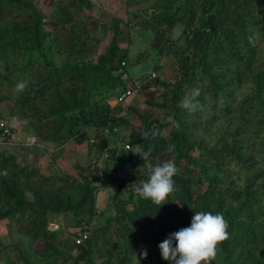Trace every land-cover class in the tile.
Here are the masks:
<instances>
[{"label":"trees","instance_id":"1","mask_svg":"<svg viewBox=\"0 0 264 264\" xmlns=\"http://www.w3.org/2000/svg\"><path fill=\"white\" fill-rule=\"evenodd\" d=\"M152 1V16L144 21L150 29L151 25L157 27L151 47L159 57L171 53L177 57L175 81L161 82L162 106H168L170 85L173 109L163 118L150 119L145 114L144 129H132L126 139L132 146L142 147L139 154L125 149L118 152L116 147L107 150L111 139L106 137L96 142L99 155L107 156L108 161L117 160L120 165L115 169L107 166L100 173L86 168L88 174H82L83 181L76 184L77 197L66 191L69 188L65 185L54 187L50 176L20 163L16 153L7 151L0 158V219L12 218L19 231L30 236L37 254L55 258L50 264L60 260H71L73 264L92 262L91 240L83 244H76L73 238L61 241L60 233L48 227L49 215L71 211L79 216L77 223L92 217L97 182L107 176L117 186L112 197L114 213L108 221L116 222L129 259L135 257L134 264H170L162 258L158 245L169 234L189 226L197 211L221 213L228 224V237L218 243L211 264H264V0ZM146 2L149 0H128L131 6ZM49 3L53 8L50 19L28 0H0V41L8 28L14 29L12 33L20 30L18 42L22 43L17 42L16 46L22 52H31L30 56L33 52L41 54L52 32L46 30L47 26L74 32V11L92 9V0ZM14 8L18 13L13 14ZM90 22L98 28L100 20ZM128 24L121 18L111 21L112 40L97 63L55 66L50 62L52 69L42 79H30L14 105L25 123L29 118L37 121L43 139L60 145L73 139L90 146L93 138L88 129L110 128L113 132L112 121L128 122L112 116V105L106 109L89 106L86 94L87 81L96 73L99 85L114 89L116 97L132 79L125 66L129 50L123 49L119 40ZM177 24L184 25L181 36L186 41V47L179 50L173 38ZM147 27L145 31H149ZM87 45L85 39L77 38L72 49L63 50L61 45L59 48L76 56L92 52L93 48ZM154 68L159 72L162 69L158 65ZM244 85L248 86L242 99L223 104L227 93ZM194 89L199 90L198 95H193ZM185 98L195 105L194 110L182 105ZM212 103H222L219 116L203 119L200 112L208 110ZM149 105L161 106L157 102ZM190 117L195 118L189 121ZM219 118L221 127L217 128L220 132L215 142L208 144L194 136L199 127L206 128V124ZM168 127L171 130L165 136ZM159 154L174 161L177 168L176 190L163 205L135 192L138 181L148 179ZM234 163L240 166V183L232 179ZM123 168L131 169L127 172L131 176L128 186L125 179L114 176ZM70 242L76 255L62 248ZM145 250L146 257L141 254ZM119 260L113 264H131L126 257Z\"/></svg>","mask_w":264,"mask_h":264},{"label":"rangeland","instance_id":"2","mask_svg":"<svg viewBox=\"0 0 264 264\" xmlns=\"http://www.w3.org/2000/svg\"><path fill=\"white\" fill-rule=\"evenodd\" d=\"M28 1L33 3V5L36 4L37 8L48 19L52 17L53 8L49 3L50 0ZM153 3L152 0H149V2L141 6L136 4L131 6L128 4V0H105L103 5L105 8L104 16L99 14L100 10L98 11V9L74 11L76 19L74 32L70 29L68 33H65L62 29L58 31V29L47 26L46 30H51L52 32L50 38L46 41L44 52L41 54L33 52L32 56H30L31 52H22L23 49L16 46L22 31L18 30L12 33L14 31L13 28L7 29V32H5L6 36L1 40L2 42L0 41V135L4 124H6L13 128L14 138L11 141H0V158L3 157L4 153L7 155V151H10L12 147H15L19 151L16 155L20 163H26L37 168L43 175H48L52 178L49 181H54V187L65 185L69 188L66 191L77 197L79 189L76 184L83 181L82 174H88L86 168L89 171L94 170L100 173L107 166L115 169L117 165H120L117 160L108 161L107 156L99 155L96 142L106 137L108 140L111 139L107 150L116 147L118 152L125 149L133 151L134 154L141 153L142 147L132 146L129 143V139L126 138L129 137L133 128L144 129L143 116L145 114H149L150 119L163 118L169 110L173 109L170 103L173 94L170 85L167 89L168 106H162L164 86L161 82L172 84L178 71L177 57L174 53L164 54L159 57L151 47L157 27L151 25L150 29L144 21L152 16ZM12 12L13 14L18 13V9L14 8ZM133 16L139 17L133 18ZM114 18H121L129 23V28L125 29L124 35H122L124 37L120 38V44L123 49L129 50V58L125 66L132 79L144 80L151 74L153 69L156 70L154 67L157 65L162 67V69H158L161 77L157 83L137 91L132 97L119 105L120 103L118 104L116 101V91L112 88L108 89L109 87L100 86V78L97 73L94 74L88 79L86 84L89 106H93L94 109H106L112 105L115 107L112 116L126 118L128 122L123 124L117 123L115 120L112 121V127L118 128V132H111L110 130L106 133V129H88L90 136L93 138V143L90 146L88 142L79 144L73 139L63 145L43 139L37 129V121L29 118L25 123L14 103L26 89L30 79L33 81L42 79L46 75V71L52 69L53 65H50V62L55 66H73L77 63H79V66H83L86 62L97 63L99 55L106 51L112 40L111 21ZM92 19L100 20L98 28L91 24L90 21ZM7 23H10V19L7 20ZM19 25H21L20 21ZM145 27L149 31H145ZM183 28L184 25L177 24L173 34L175 46L178 50L186 47V41L181 36ZM77 38L85 39L88 42L87 46L93 48L92 52L77 54L76 56L63 52L66 48L72 49ZM21 43L19 41L18 45ZM59 45H61L63 50L59 48ZM261 47L264 50V44ZM120 53L122 54V52ZM29 62L31 63L29 64ZM21 84L23 87H19ZM247 86L244 85L241 88L231 90L226 94V97L222 98L223 101H226L223 104H230L233 100L242 99L244 93L247 92ZM149 102H157L161 106L149 105ZM213 105L214 103L208 110L200 112L203 119L213 115L219 116L222 103ZM207 111H211V113ZM229 116L234 117L235 115ZM193 118L195 117L188 119L193 121ZM204 124L203 122V126ZM206 125L207 129L199 127L194 136L198 137L197 139L199 140L203 138L208 144H211L216 141V137L220 132L217 128L221 127V118ZM170 130L171 127H168L163 135L169 136ZM29 134L38 138L35 144H25V137ZM194 153L198 155L199 150ZM164 158V156L159 154L157 163L165 160ZM152 168L153 166L150 167V174ZM130 170H124L123 168L114 173V176L125 179L124 183L128 186L131 176L127 172ZM240 171L239 164L234 163L232 166V179L238 183H240L237 178L241 175ZM97 184V190L94 193L96 199L95 213L92 217H86L82 223H77L79 216L74 212L70 211L66 214L51 213L48 227L50 230L60 233L61 241H65L66 238L70 240L73 238L75 243V238L81 229L82 231H87L85 242L91 240L93 255L91 256L92 262H85L84 264H113L120 261L119 259L122 257H126L131 264L132 262L134 264L133 260H135V257L129 259L128 255L130 253L126 248L125 240H122L121 236L118 235L116 222L110 223L108 221L114 213V200L112 197L117 191V186L107 176L104 177L102 182H97ZM19 229L12 218L0 219V264H50V261H54L55 258L46 259L37 254L30 236L19 231ZM62 248L74 255L77 254L72 242ZM54 264L73 263L71 260L66 262L60 260Z\"/></svg>","mask_w":264,"mask_h":264},{"label":"clouds","instance_id":"3","mask_svg":"<svg viewBox=\"0 0 264 264\" xmlns=\"http://www.w3.org/2000/svg\"><path fill=\"white\" fill-rule=\"evenodd\" d=\"M198 94L199 90L194 89L193 95ZM182 105L190 110L195 108V105L187 98L182 101ZM176 172L174 161L163 160L153 166L148 179L138 181L135 192L141 198L150 199L157 205H163L169 199L170 194L176 190L174 180ZM227 228V221L221 213L197 211L189 226L169 234L158 245L161 256L170 264H211L218 243L228 237ZM141 254L146 257L148 253L145 250Z\"/></svg>","mask_w":264,"mask_h":264},{"label":"built area","instance_id":"4","mask_svg":"<svg viewBox=\"0 0 264 264\" xmlns=\"http://www.w3.org/2000/svg\"><path fill=\"white\" fill-rule=\"evenodd\" d=\"M124 64V62H122ZM161 77L160 72L153 70L151 74L145 78L144 80H136V79H130L126 83L125 90L118 96L116 97V101L118 103L124 102L128 98L132 97L137 91L142 90L145 88L147 85H153L156 83L159 78ZM118 128L113 127V132H118ZM110 131V128L106 129V133ZM14 130L11 128L9 125L4 124L2 128V132L0 135V141L4 140H9L11 141L14 137ZM38 138L34 135H28L25 138V143L26 144H35L37 142ZM87 238V231H81L78 233L76 236V244H83Z\"/></svg>","mask_w":264,"mask_h":264},{"label":"crops","instance_id":"5","mask_svg":"<svg viewBox=\"0 0 264 264\" xmlns=\"http://www.w3.org/2000/svg\"><path fill=\"white\" fill-rule=\"evenodd\" d=\"M104 1L105 0H92V9L93 10H95V9H98V11H99V14L101 15V16H104V11H105V8L103 7V5H104ZM124 35V34H123ZM123 38L124 36H120V38ZM120 38H119V40H120ZM128 46V45H127ZM124 51V50H123ZM123 51H121V52H123ZM119 104V103H118ZM119 105H121V103L119 104ZM30 135V134H29ZM28 136V135H27ZM26 136V137H27ZM25 137V138H26ZM27 145V144H26ZM10 151H12V152H14V153H16V154H18L19 153V151L17 150V149H15V147H12L11 149H10Z\"/></svg>","mask_w":264,"mask_h":264}]
</instances>
